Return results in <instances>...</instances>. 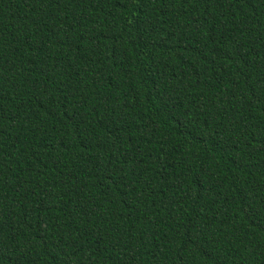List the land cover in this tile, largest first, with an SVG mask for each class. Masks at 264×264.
I'll return each mask as SVG.
<instances>
[{"label":"trees","instance_id":"trees-1","mask_svg":"<svg viewBox=\"0 0 264 264\" xmlns=\"http://www.w3.org/2000/svg\"><path fill=\"white\" fill-rule=\"evenodd\" d=\"M0 264H264V0H0Z\"/></svg>","mask_w":264,"mask_h":264}]
</instances>
